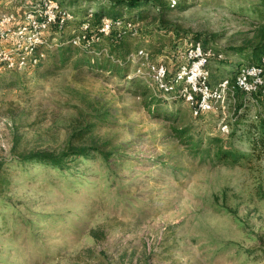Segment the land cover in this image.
I'll use <instances>...</instances> for the list:
<instances>
[{
  "label": "rangeland",
  "instance_id": "obj_1",
  "mask_svg": "<svg viewBox=\"0 0 264 264\" xmlns=\"http://www.w3.org/2000/svg\"><path fill=\"white\" fill-rule=\"evenodd\" d=\"M28 1L0 0V20ZM88 3L98 10L99 3ZM177 3L166 20L180 35L226 54L228 63L213 69L222 68L226 78L244 66L229 49L254 40L264 23V0ZM15 27L4 28L8 41L15 42ZM158 36L176 39L163 31ZM137 39L148 50L156 41L144 32ZM134 72L131 65L124 77L71 65L42 79L25 67L14 72L19 79L1 76L0 163L10 186L0 197V264H264V158L252 155L234 102L196 119L185 102L164 99L155 112L184 116L166 119L147 110L154 96L148 87L156 86L134 82ZM21 78L25 84L9 86ZM246 103L238 120H254L264 96ZM185 125L192 128V145L172 131ZM69 146L113 155L109 162L101 155L80 160L73 175L18 161L31 153L61 154ZM219 148L236 156L218 159Z\"/></svg>",
  "mask_w": 264,
  "mask_h": 264
},
{
  "label": "trees",
  "instance_id": "obj_2",
  "mask_svg": "<svg viewBox=\"0 0 264 264\" xmlns=\"http://www.w3.org/2000/svg\"><path fill=\"white\" fill-rule=\"evenodd\" d=\"M40 1L41 0H29L26 5L22 7L23 9L17 12V15L19 14L18 17H21L20 24H23L24 11H33L34 7ZM52 1L58 2L61 6L60 10L57 12V20L50 26L48 32L43 35V43L35 45L25 70L34 72L42 79L45 76L72 65L75 71L87 69L91 72L101 71L114 76L124 77L127 75L131 65L135 70L133 75L134 82L138 81L143 84L145 80H150L152 84L149 78L148 68H146L143 74H137L138 68L146 64H155L161 58L164 59V62L171 59V62L167 64V72L164 79L170 90L166 92L157 86V84L153 83L156 87L148 88L153 91L154 96L149 99L146 107L149 112L161 113L166 119H182L181 121H183L184 116L181 112L169 114L167 110H159L158 108L155 112L154 108L157 107L162 100L169 98L170 100L177 99L181 102H185V99L180 96L183 83L181 82L178 84L176 80L184 65L180 55L192 41H201L200 38L197 37L194 40H190L181 36L178 26L166 20L175 8H179L180 3L173 5L169 0H111L112 4L109 7H104L101 6V3L106 0H84L85 3L76 7L72 2L65 5L64 3L68 2L67 0H63L64 3L60 0ZM88 2L99 3L97 7L98 10H93V6ZM150 9H155L157 14L151 15ZM256 11H258V13L261 12L259 8H257ZM124 12H128V14ZM66 14H70L72 19L67 20ZM104 17H110L115 22H121L122 26H114L111 32L105 35L100 32ZM150 20H153L152 26H147L145 28L146 30H143V28L140 27L141 24ZM158 23L159 26H157ZM85 24L89 25L86 31L82 29ZM130 24H138V34L136 36H133L132 32L129 30L128 25ZM162 31L165 32L166 35H175L176 39L172 40L170 37L169 39L165 36L159 37L158 34ZM143 32L147 38L149 37L153 40L155 37V42L148 43L149 50L146 49V44H144V42L139 43L137 41L138 37L143 36ZM84 35L86 36V40L82 41L79 46L73 45V41L76 38ZM167 43H171L172 45L165 49ZM159 44L165 46L158 49ZM207 44L208 41L203 44L204 49L214 54L207 64V69L209 71L208 86L214 89L223 80H230V93H233V96H230V98L236 105L235 114L237 126L243 123V125L238 128L242 130L243 137L249 142L252 155L258 159H262L264 158V109L257 114L254 120H245L243 116H241L239 120L237 118L239 116L238 113L247 107L246 101L248 99H255L256 102H259L264 95L261 92L248 95L246 92L241 91L236 85L238 70L232 71L231 76L224 78L221 70L222 68L213 69L211 67L212 64L220 62L226 64L228 60L223 51L209 47ZM10 45L11 43H4L2 47L3 49H9ZM141 50L149 54L148 60L138 55ZM229 51L234 57H237L239 65L241 66L258 64L264 57V23L260 24L255 30L253 41H248L242 46H233ZM155 53L157 54L155 55ZM219 55H222L221 59ZM34 61H36V63ZM41 68L43 69L42 71ZM18 71L19 70L16 69H10L4 64H0V84H4V81L1 80V76L6 73L19 79L17 74L14 73ZM41 73L46 74L40 76ZM16 81H12L9 86L25 84L26 82L24 78ZM142 84H138L137 89H143L141 94L147 96L149 90L144 89ZM189 108L193 115L192 106H189ZM206 115L207 114L193 116L196 119H201ZM243 120L244 122H242ZM225 126L228 125L225 124ZM172 131L178 140L184 142L188 141V143L192 145L193 135L191 134V127L185 125L180 128H172ZM234 136L235 133H232L231 137ZM228 137L229 135L227 138ZM214 143L218 145L221 143V140L214 139ZM93 155H101L105 162H109L113 153H106L99 148L88 146H69L68 149L61 154L54 155L47 152L31 153L29 155L19 156L18 161L21 165L25 163H37L54 170L64 172L67 170L68 173L70 172L71 175H73L79 167L80 160L89 159ZM233 155L236 156L234 153L226 151L223 148H219L216 154L218 159H224V157L228 159ZM70 162H72L73 167L69 166ZM8 172V168L0 163V197L10 186L9 177L6 175Z\"/></svg>",
  "mask_w": 264,
  "mask_h": 264
},
{
  "label": "built area",
  "instance_id": "obj_3",
  "mask_svg": "<svg viewBox=\"0 0 264 264\" xmlns=\"http://www.w3.org/2000/svg\"><path fill=\"white\" fill-rule=\"evenodd\" d=\"M173 5L178 0H169ZM61 6L58 2L52 0H41L33 11H24L23 24L19 23L16 13H6L0 20V64L6 65L10 69L22 70L27 66L28 59L32 56L35 45L43 43V35L48 32L50 26L57 20V12ZM66 19H72L70 14H66ZM15 25V42L8 41L4 35L6 26ZM121 27V22H115L109 17H104L100 32L108 35L113 27ZM14 27V26H13ZM88 24L83 25L82 29L86 31ZM133 36L138 34V24L128 25ZM86 36H80L73 41V45L79 46ZM4 43H11L9 49H3ZM138 55L148 60L149 54L141 50ZM210 51H206L201 41H192L186 50L181 53L180 58L184 62L181 71L177 77V82L183 83L180 96L185 99V103L193 108V115L208 114L216 109H226L228 103L233 100L230 96V80H223L216 88L211 89L208 86L209 71L207 64L213 56ZM222 58V55H219ZM36 63V61H34ZM171 62L168 59L158 60L155 64H146L149 78L152 83L168 92L170 88L164 81L167 64ZM145 68V69H146ZM137 74H143L141 67ZM236 85L248 95L261 92L264 95V57L258 64H248L240 67L236 76ZM232 100V101H231ZM234 102V101H233ZM223 126L222 129H227Z\"/></svg>",
  "mask_w": 264,
  "mask_h": 264
}]
</instances>
